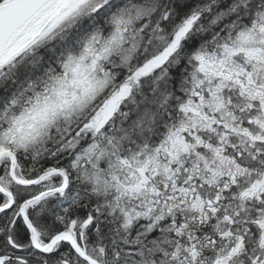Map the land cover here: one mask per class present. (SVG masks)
Here are the masks:
<instances>
[{
	"label": "snow or ice",
	"instance_id": "snow-or-ice-1",
	"mask_svg": "<svg viewBox=\"0 0 264 264\" xmlns=\"http://www.w3.org/2000/svg\"><path fill=\"white\" fill-rule=\"evenodd\" d=\"M0 264H264V0H0Z\"/></svg>",
	"mask_w": 264,
	"mask_h": 264
}]
</instances>
